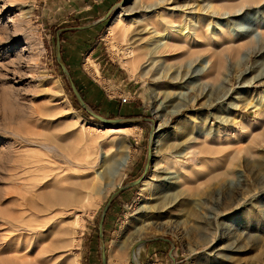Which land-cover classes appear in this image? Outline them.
<instances>
[{
  "label": "rangeland",
  "instance_id": "rangeland-1",
  "mask_svg": "<svg viewBox=\"0 0 264 264\" xmlns=\"http://www.w3.org/2000/svg\"><path fill=\"white\" fill-rule=\"evenodd\" d=\"M160 1L58 45L65 0H0V264H264V0H174L200 42L151 66L130 21Z\"/></svg>",
  "mask_w": 264,
  "mask_h": 264
},
{
  "label": "bare ground",
  "instance_id": "bare-ground-1",
  "mask_svg": "<svg viewBox=\"0 0 264 264\" xmlns=\"http://www.w3.org/2000/svg\"><path fill=\"white\" fill-rule=\"evenodd\" d=\"M173 2L174 0H161L159 3L155 5H150L149 7L146 6L145 7L146 14L144 16L138 15L133 20L130 21L131 23H136V22L140 23L141 21H146V24H144L142 28L143 30H146L147 33L149 34V40L146 42L145 48L149 50L148 56L151 57L149 65L151 66L153 65V63H158L161 60L171 56L173 52H177L179 48L180 49L184 48V46L188 47L187 51L186 52L182 51V53H180L177 56V58L186 56L185 54L186 53L187 55L188 53L190 54L193 48L197 46L196 43L199 44L200 42L199 39H201L202 36L200 33L201 26L195 27L190 25L188 26L182 25L175 28L172 26V24L168 22L166 16L164 15L165 12L164 6L170 7L172 9L171 10L172 13H174L175 10H178L180 8L179 5L173 4ZM122 25H123L122 15L119 14L111 23V26L108 29V34H111L112 32H114V30H117ZM225 29H227L228 33H231L230 29H228L227 27V24H208L205 27L206 30L205 33L208 31L207 34L210 35L209 36L210 40L214 41L219 35L223 33V30ZM248 36H249V32L244 34L242 37H237L238 38L237 41H243ZM212 43L208 45L204 44L203 46H201V48L208 52H211L209 53V57H208L209 62L211 63L210 70H212L213 73L215 74V72H218L220 68L217 65L216 53L213 52V50L211 49L213 47ZM213 73H211V75ZM129 158H130L129 154L122 156L121 159L118 160V162L112 166L110 173L112 175H120L121 171L124 169ZM132 258L135 259V253L132 255Z\"/></svg>",
  "mask_w": 264,
  "mask_h": 264
},
{
  "label": "crops",
  "instance_id": "crops-1",
  "mask_svg": "<svg viewBox=\"0 0 264 264\" xmlns=\"http://www.w3.org/2000/svg\"><path fill=\"white\" fill-rule=\"evenodd\" d=\"M65 2L63 9H66L68 11L67 15L70 16H66L65 24H61L60 28H58L55 33L56 44L58 45L63 42L65 38H67L68 41L71 38H73V40L80 38L81 40L78 41L79 43L80 41L82 43L93 41L98 31L103 27L102 21L109 16L117 0H65ZM78 17H82L86 22L83 24H75L76 22H74V19ZM79 81L82 86L80 85L81 87H78L74 83L72 89L73 92L74 90L76 91L80 100L75 92L74 94L80 104L87 109L84 94L87 96L93 94L98 96L99 89L93 82L83 77L82 74H80ZM101 97L102 96L99 95V98L95 100L96 103L102 101L103 97ZM118 108V110L121 109L120 107ZM89 112L94 114L92 111Z\"/></svg>",
  "mask_w": 264,
  "mask_h": 264
},
{
  "label": "water",
  "instance_id": "water-1",
  "mask_svg": "<svg viewBox=\"0 0 264 264\" xmlns=\"http://www.w3.org/2000/svg\"><path fill=\"white\" fill-rule=\"evenodd\" d=\"M74 92H75V94H76V96L78 97V95H77V93H76V91L74 90ZM78 99H79V97H78ZM80 100V99H79ZM83 104V103H82ZM93 115H95L96 117H98V118H100V119H102V117L101 116H99V115H96V114H93Z\"/></svg>",
  "mask_w": 264,
  "mask_h": 264
},
{
  "label": "built area",
  "instance_id": "built-area-1",
  "mask_svg": "<svg viewBox=\"0 0 264 264\" xmlns=\"http://www.w3.org/2000/svg\"><path fill=\"white\" fill-rule=\"evenodd\" d=\"M122 101H126V99L125 98H122Z\"/></svg>",
  "mask_w": 264,
  "mask_h": 264
}]
</instances>
